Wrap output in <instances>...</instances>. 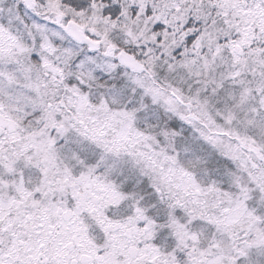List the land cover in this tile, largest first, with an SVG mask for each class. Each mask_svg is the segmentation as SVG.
<instances>
[{"label": "snow or ice", "instance_id": "snow-or-ice-1", "mask_svg": "<svg viewBox=\"0 0 264 264\" xmlns=\"http://www.w3.org/2000/svg\"><path fill=\"white\" fill-rule=\"evenodd\" d=\"M0 264H264V0H0Z\"/></svg>", "mask_w": 264, "mask_h": 264}]
</instances>
